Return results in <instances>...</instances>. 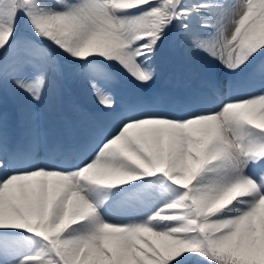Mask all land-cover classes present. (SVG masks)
<instances>
[{
  "label": "snow or ice",
  "instance_id": "1",
  "mask_svg": "<svg viewBox=\"0 0 264 264\" xmlns=\"http://www.w3.org/2000/svg\"><path fill=\"white\" fill-rule=\"evenodd\" d=\"M166 49L222 66L228 93L123 102ZM66 77L91 115H58ZM9 95L0 264H264V0H0Z\"/></svg>",
  "mask_w": 264,
  "mask_h": 264
},
{
  "label": "rangeland",
  "instance_id": "2",
  "mask_svg": "<svg viewBox=\"0 0 264 264\" xmlns=\"http://www.w3.org/2000/svg\"><path fill=\"white\" fill-rule=\"evenodd\" d=\"M165 52H167L168 55H171L172 54V52H170L168 49H166ZM173 55H174V58L175 59H178L179 60V63L184 64L182 61H180L179 54L173 53ZM175 59H172V60L169 61V64H167L164 67L165 70L158 71L159 74L157 76V80H156V83L154 85H148V86H144V87H141V88H138V89H132V88H130L127 85L122 86L121 89H120V91H119L120 98L123 99V96L125 94L126 95H128V94L135 95L136 93H142L143 96L149 98L153 94V91L154 90H156V91H158V90L162 91V90H165L166 89V91H170V90L174 91V89H176L177 91H174V93L175 92H181L183 90L182 89L183 87H181L180 85H177L176 87H174V85H169L167 83H165L162 86L159 84L160 78L167 76L168 75L167 73H169L170 70L173 71L174 73H181L179 67H176L175 68V64H177L174 61ZM187 63H189V62H187ZM203 66L204 67H207V65L205 63L203 64ZM211 67H213L215 71L217 70L216 72H219L221 74V78L223 80H225L226 82H229L230 77L227 76V75H225V71L226 70H224L222 68V66L213 63V64H211ZM201 72L203 74L206 73L205 68H204V70H201ZM184 75H185V73H181V76L180 75L177 76V79H178V77L181 78ZM169 77H171V74L169 75ZM213 80L210 79L209 80L210 83L214 84L215 86L218 85L217 82H219V81L216 82V81H213ZM194 85L195 84H193L192 82H190V84H187L186 85V88L189 87V88L193 89V86ZM78 87H79V84L75 83L70 78H67L66 77V78H64L63 80L60 81L59 89H58V93H57V96H58L59 99L56 98V100H58V101H56V107H57V112H58V115L59 116H61V117H69V118H72V119H76V118L80 117L82 114H88V113H84V112L80 111V109L78 107V104H77L78 101L77 100H74L75 96L77 97V94L79 92ZM205 87L206 86L204 85L203 88H205ZM225 88H226V90L225 91H221L222 94H220V95H225V94L228 93V91H229L228 86L225 87ZM217 90H220V89L218 88ZM207 97H208L209 101H215V99L217 98L216 97V94L213 95V96H207ZM150 101H151V99H150ZM20 103L21 102L19 100L15 99L11 95H9V96H7L3 100L2 105H0V107H2V109H3V111H5L8 114L10 133H14V132L18 131V120H19V117H18V107H19ZM144 103H149V102L148 101H144ZM85 105L87 107L86 110H89L90 111V113L88 115H91L92 112H93V108H94V103L91 100V98H88V102H86ZM115 218L122 219L123 217L120 216L117 213L115 215ZM199 259L200 258L196 257L195 254H193L190 257V259L188 261V264H198Z\"/></svg>",
  "mask_w": 264,
  "mask_h": 264
},
{
  "label": "bare ground",
  "instance_id": "3",
  "mask_svg": "<svg viewBox=\"0 0 264 264\" xmlns=\"http://www.w3.org/2000/svg\"><path fill=\"white\" fill-rule=\"evenodd\" d=\"M165 55H166V59L161 64L158 71L165 70L164 67L167 64H169V61L172 59H175L173 53L171 55H168L167 52H165ZM174 61L177 63V64H175V68L179 67L180 72L185 73V75L182 76L181 78L178 77V79H177V76H179V75L181 76V73H174L173 71L170 70V72L167 73L168 74L167 76L160 78L159 84L162 86L165 83H167L169 85H174V87H176L177 85H180L181 87H183L182 88L183 90L181 92H175V93H174V91H177L176 89H174V91H172V90L166 91L165 88H164L165 90L161 89L162 91L154 90L155 92H153V94L151 95V101L152 102L159 104V105H163L167 108H170L171 105L169 103V99L172 96H187V95H191L193 93L199 92V93H205V94H207V96H213L216 94V97H217V95L222 94L221 91L226 90L225 87L228 86V82H226L225 80H223L221 78V74L219 72H216L217 70L215 71L214 68L211 67V64L205 63L207 65V67H204L203 62L194 61V62L187 63V61L182 60L181 57H180V61H182L184 64L179 63L178 59H175ZM203 67L205 68V71H206V73H204V74L201 72V70H204ZM170 74H171V77H169ZM210 79H212V80L214 79L213 81H216V82L219 81V82H217L218 85L215 86L214 84L210 83V81H209ZM156 80L150 85H154L156 83ZM190 82L195 84L193 86V89H191L189 87L186 88V85L190 84ZM204 85L206 86L205 88H203ZM217 87L220 90H217L218 89ZM78 89H79V92H78L77 97H76L78 100V107H79L80 111L89 114L90 111L86 110L87 107H86L85 103L88 102V98H90V97L83 90V88L80 85H79ZM57 98H58V96H57ZM121 100L123 102H129V103L132 102V100L128 101V98H126V97H123V99H121ZM56 101H58V100H56Z\"/></svg>",
  "mask_w": 264,
  "mask_h": 264
}]
</instances>
